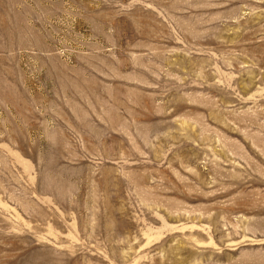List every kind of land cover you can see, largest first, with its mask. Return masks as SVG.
<instances>
[{"label": "rangeland", "instance_id": "rangeland-1", "mask_svg": "<svg viewBox=\"0 0 264 264\" xmlns=\"http://www.w3.org/2000/svg\"><path fill=\"white\" fill-rule=\"evenodd\" d=\"M0 264H264V0H0Z\"/></svg>", "mask_w": 264, "mask_h": 264}]
</instances>
